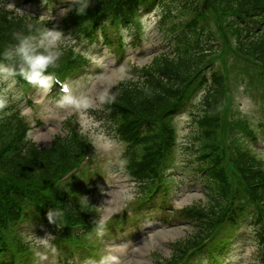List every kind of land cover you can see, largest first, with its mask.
<instances>
[{
    "label": "trees",
    "instance_id": "1",
    "mask_svg": "<svg viewBox=\"0 0 264 264\" xmlns=\"http://www.w3.org/2000/svg\"><path fill=\"white\" fill-rule=\"evenodd\" d=\"M52 1L61 3V0H46V6ZM159 1L163 8L160 22L165 28L164 34L179 30L172 40V48L155 55L149 65L133 69L134 74H141L137 77L139 84H118L111 90L100 112L113 125L119 138L126 142L123 163L137 184L136 194L129 203L130 212L125 209L111 218L114 221L106 223L101 245H106V238L133 235V230L141 222L142 210L148 205H156L153 215L158 214L161 222L168 213L176 210L169 202L178 192V182L172 184L171 176L166 173L171 166L174 144L171 117L185 105L190 93L201 86L206 94L205 101L213 105L210 103L199 120L204 127V137L199 142V151L195 148L192 153V158L197 161L193 165L192 181L200 187L205 201L177 210L178 222L188 225L191 234L173 243L172 254L164 264H222L220 260L230 255L234 240L240 239L236 220L245 211H249L254 220L242 240L246 244L249 240L255 242L262 254L264 212L259 203L264 202V157L248 148H236L230 156L223 154L226 144L215 115L223 100L227 107L230 105L229 71L224 64H212L209 68L207 64L212 54L219 53L225 59L227 52L232 53L243 63V69L237 72L240 76L237 80L243 83L247 94L257 91V100L264 110V0ZM89 2L90 6L80 14L77 5L69 3V9L56 26L50 25L46 19L41 21L39 17L18 14L0 5V62L16 63L4 60L3 53L15 46L12 33L26 32V25L31 23L34 33L42 25H49L74 41L71 45L64 44L59 66L51 69L60 75L87 70L88 57L82 49L76 52L74 44L96 43L98 33L103 48L118 53L116 24L129 28V21L136 14L150 9L155 0ZM211 23H214L215 30H211ZM16 82L18 103L12 102L0 112V230L6 235L1 228H5L8 217L14 218L20 209H26L30 222L42 225L40 232L55 236V245L67 246L72 240L86 244L85 237L95 234L92 231L95 224L91 218L92 202L79 201L82 194L79 183L83 174L71 176L64 187L55 185L57 177L82 156L86 136L70 124L68 132L54 136L49 145L39 146L27 140L31 126L20 110L26 81L17 76ZM232 129H241L247 135L252 133L246 120L239 117L229 131ZM10 148L14 152L2 161V154ZM87 174H91V168ZM7 190H12L9 197H6ZM83 190L85 193L90 191L89 188ZM49 211L54 215L59 213L55 223L49 221ZM80 221L87 227L73 230L71 237L66 223ZM89 245L92 248L89 247L88 253L83 252L84 258L95 255L96 244ZM18 247L23 250L27 245L23 243ZM63 249L68 255L58 257L56 264H72L69 249ZM8 258L12 264L13 256Z\"/></svg>",
    "mask_w": 264,
    "mask_h": 264
},
{
    "label": "rangeland",
    "instance_id": "2",
    "mask_svg": "<svg viewBox=\"0 0 264 264\" xmlns=\"http://www.w3.org/2000/svg\"><path fill=\"white\" fill-rule=\"evenodd\" d=\"M44 3L45 0L39 3L26 0H0V5L7 9H13L15 13L40 14L52 26H56L57 22L61 20L71 2L70 0H61L60 4L46 6L45 10L43 9ZM162 14V8L158 7L155 11L143 16L139 21V28L143 35L134 42V47L126 48L127 55L120 64L115 61L114 53L106 51L101 45L85 43L80 47L79 44H74L77 48L86 50L90 71L73 80L70 83V89L75 96L87 97L90 103L89 107L80 110L57 107L55 102L61 96L45 95L43 91L35 96L34 103L30 107L25 104L20 105L21 113L25 115L27 122L31 125L27 139L39 146L49 145L53 137L58 134L65 135L70 124L87 137L88 147L93 148V157L88 165L93 163L91 167L93 175L81 179L79 183L82 192L80 199L85 203L92 202L93 219L103 220L104 225L125 209L126 212H130L128 207L136 194L137 184L135 185L132 181L125 168V162L123 163L122 160L124 152H126V143L116 134L113 125L109 124L104 116L102 117L100 113L103 108L102 104L118 84L122 86L131 82L139 84L137 77L140 75L134 74L133 69L149 65L155 55L166 53L172 48V37L168 40L170 35L166 32L164 34L165 28L161 27ZM210 28L215 30L214 23L210 24ZM124 36L126 40L130 39L129 33L125 32ZM65 37V44L74 42L67 36ZM227 54L228 57L225 59L219 53L212 54L216 60L207 64V68L212 64H224L231 78L227 88L231 94L232 103L227 107L223 100L218 114L215 115L220 124L219 130L222 139L226 144L223 154L230 156L231 151L236 148L254 147L245 132L239 129V132L232 133L233 129L229 131L230 126L238 120V117L243 118L264 140V110H261L260 101L257 100V91L247 94L243 90L245 89L243 83L237 80L240 76L236 77V73L243 69V63L235 59L232 53L227 52ZM100 68L103 70L99 71ZM205 99L206 94L202 90L186 112L175 119L180 153L176 166L177 173L173 176L174 178L170 179L172 184L178 182V192L174 194L173 207L176 210L168 213L163 222L160 221L158 214L156 217L151 216L152 210H145L141 216L140 224L133 230V235L129 238L114 239L110 237L105 241V246L100 245L99 258L90 260L88 264L98 262L101 257L109 253L117 255L120 264H158L159 260L163 262L171 256L173 243L182 241L191 234V228L188 225L178 222L177 210L196 204L198 201L201 203L205 201L200 187L193 184L192 181L193 165L197 162L192 158V153L195 148L199 151V142L201 137H204V127L199 120L210 107V103L213 105L212 102H207ZM257 153L264 157V148L262 152ZM83 188H89L90 191L85 193ZM171 190L174 191V187ZM236 221L238 223L239 220ZM46 236V233H42L36 237L45 238ZM26 237L29 236L21 238ZM88 240L91 241V239ZM35 243L40 253L47 255L48 264H54L53 252L49 251L47 246L36 241ZM232 247L235 248L230 260L232 264H263L257 250L258 245L255 242L249 240L246 244L244 240L238 239L234 241Z\"/></svg>",
    "mask_w": 264,
    "mask_h": 264
},
{
    "label": "clouds",
    "instance_id": "3",
    "mask_svg": "<svg viewBox=\"0 0 264 264\" xmlns=\"http://www.w3.org/2000/svg\"><path fill=\"white\" fill-rule=\"evenodd\" d=\"M70 2L72 5H77L78 14L90 6L89 0H70ZM40 20H43V16ZM26 29V32L12 33L16 41L15 46L3 53L4 60L16 61V63L0 62V112H4L14 100L19 99L14 92L17 76L45 93L50 92L53 85L58 83L55 75L49 73L48 69L58 67L64 55L63 48L66 40L64 33L57 28L50 29L45 25L34 33L31 23L26 25ZM61 91L63 95L55 102L57 107L80 110L90 106L87 97L73 95L68 87L62 85ZM55 217H59V213L55 212L54 215L52 211H49V221L55 223ZM94 223L97 224V235L102 237L105 234L103 220L94 221ZM54 238L55 236L51 234L45 238H38L33 234L29 240L35 239L36 242L50 247L51 251L55 252L54 246L50 244V240ZM93 264H120V259L117 255L109 253Z\"/></svg>",
    "mask_w": 264,
    "mask_h": 264
}]
</instances>
